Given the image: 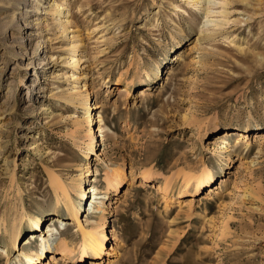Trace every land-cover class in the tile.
Instances as JSON below:
<instances>
[{
    "label": "rangeland",
    "instance_id": "obj_1",
    "mask_svg": "<svg viewBox=\"0 0 264 264\" xmlns=\"http://www.w3.org/2000/svg\"><path fill=\"white\" fill-rule=\"evenodd\" d=\"M81 1L67 0L66 37L51 0L36 13L30 0H0V221L41 214L45 232L50 177L74 199L96 178L101 210L87 211L91 198L82 199L77 216L98 223L106 249L95 262L79 261V232L68 219L61 234L74 251L37 257L40 241L28 237L25 220L9 264H264V0H231L229 22L213 36L201 32L202 12L182 0ZM73 34L85 50L77 70L66 63ZM75 93H87L89 123L68 102ZM238 132L240 146L216 148L221 137L234 144ZM115 166L124 181L104 194ZM203 167L212 180L179 191L180 172Z\"/></svg>",
    "mask_w": 264,
    "mask_h": 264
},
{
    "label": "bare ground",
    "instance_id": "obj_2",
    "mask_svg": "<svg viewBox=\"0 0 264 264\" xmlns=\"http://www.w3.org/2000/svg\"><path fill=\"white\" fill-rule=\"evenodd\" d=\"M182 1L188 5H191L190 8H192L194 11L199 13L202 12V14L204 15L203 17L204 20L202 23L203 26H206V28L205 30L201 31L202 33H206L207 35L209 34L210 36H213L216 32L218 31L221 32L222 30H224L223 28H225V25L229 22L228 16L230 12L227 9L231 4V0H182ZM238 1H245V0H238ZM30 2H31L30 7H32L31 12L36 13L40 9L45 10V8H40L43 3L42 0H30ZM96 4H98V2L95 0H82L79 6L80 7L93 6ZM50 6H54L51 9V11L52 14H54V18H56L57 21L56 26L60 29L61 34H64V36L67 37L68 29L70 27H73L72 26L73 24L71 25L72 20L70 13V4L67 2V0H51ZM173 8L174 11H183V12L185 11L181 9L180 6L178 5H173ZM51 30L52 29H50V31ZM74 31L78 32L77 30ZM231 40H233V38ZM43 43L44 44L47 43V38H43ZM67 45L69 47L71 55L68 58V60H66V63L69 66H71L74 70H77L80 64L84 62L83 58H85L83 55V52L85 50L84 51L81 50L83 43L80 38V34L79 35L73 34L71 38H69V42ZM237 49L239 51H242L243 48L239 44L237 45ZM79 51L80 53H78ZM174 58L175 60L176 58L177 60H179L180 56ZM76 97H77L76 93L71 94L68 99V102L71 104L78 103L79 105H81L84 110V114L87 115L85 120L86 122L89 123L90 117H89V108L87 105V93H85V95H83V97L80 98V100H76ZM99 107H100L99 105L95 104L93 108H99ZM96 123H97L96 132L99 133L98 136H100L102 141L104 137V133H103L104 118L101 111L97 112ZM77 124H79V122ZM223 134L227 135L228 133H223ZM242 135L243 134L241 132H238L236 135L237 137H235L234 139L235 143L234 144L232 143V145L230 144L229 146H226L228 144L226 137H221V139H219L218 141L219 145L218 143H216L217 144L216 148L223 153L230 150L231 147L237 148L238 146L241 145L240 142ZM88 137H89L88 148L91 149L94 139L93 134L89 132ZM123 170L122 167L120 166H115L107 170L105 175L106 192L104 194H106L107 191L115 192L118 189V186H120V184L124 181ZM86 171H88V168L86 169ZM180 178H181V184L179 186L180 189L179 191L181 190L186 191L189 189L197 191L200 187L206 186L212 180V172L209 170V168L203 167L199 171L180 172ZM49 180L54 190V200L52 203L54 211H51L47 214L54 216V217L52 216V218L49 220L50 224H48L47 226L48 228L51 226V228L47 229L45 232L42 231V224L46 219V217L45 216L42 217L41 214H36L27 217L24 211H22L21 213L14 214L9 218H4V219L2 218L0 221V241L2 242L0 243V255L3 256V264L11 263L15 252L19 249L20 242L23 233L25 231L23 226L25 220L27 221L26 226L28 227L26 228V230L30 231L28 233V235L30 236L28 237L34 240L38 238L40 241V250L39 252H37L38 254L37 257H41L43 253H51L57 250H61L64 252V254H68L67 256H69V254H71L74 251L73 248L74 245L72 244L70 239L67 240L66 237L61 234V232L65 231L66 227L68 225H71L72 223H74L76 231L79 232V241L77 243L78 251H79L78 254L79 261L83 256L90 255V257L94 259L95 262V259H99L103 254L104 249H106V247H104L103 244V240H104L103 238L105 236L101 234V231H99L98 223H95L92 226L84 225L77 216L78 207L82 199H86L87 201L89 198H91L87 211L96 213L98 210H101L100 205H102L103 202L98 200L100 198L98 197V195L100 194V189L97 186H95L96 178L92 179L93 183L90 186H88L86 195L85 192L83 193V191H81L78 194L77 199L71 197L69 189H66L63 183L56 176L52 175ZM77 187L80 188V184H78ZM219 188H221V184L219 186L216 185L215 187L216 192L219 191L218 190ZM60 206L64 207L68 215L59 211ZM68 219H72V223L71 220ZM99 220L100 221L102 220L101 215ZM86 221H88V217ZM54 222H57L58 224L56 225V223ZM114 228H112L111 231L114 232ZM47 232L57 233L58 237L57 238L54 237L53 239H50V236H53V234L49 235L47 234ZM45 234H47V236L43 237V235ZM111 235H113V233H111ZM110 238L113 239L112 236H110ZM17 243L18 245L15 246ZM12 247H14L13 250H11ZM11 251L13 253L11 254V256H9V253Z\"/></svg>",
    "mask_w": 264,
    "mask_h": 264
}]
</instances>
